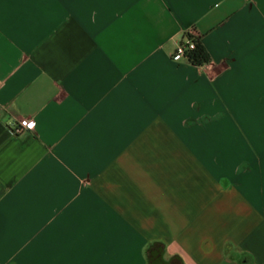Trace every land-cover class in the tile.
Wrapping results in <instances>:
<instances>
[{
    "label": "crops",
    "instance_id": "obj_1",
    "mask_svg": "<svg viewBox=\"0 0 264 264\" xmlns=\"http://www.w3.org/2000/svg\"><path fill=\"white\" fill-rule=\"evenodd\" d=\"M0 264H264V0H0Z\"/></svg>",
    "mask_w": 264,
    "mask_h": 264
},
{
    "label": "built area",
    "instance_id": "obj_2",
    "mask_svg": "<svg viewBox=\"0 0 264 264\" xmlns=\"http://www.w3.org/2000/svg\"><path fill=\"white\" fill-rule=\"evenodd\" d=\"M197 41H198L197 37L193 35L180 40L176 44L175 50L173 52V57H183L192 61L191 54L197 45ZM29 124H31L32 127H29ZM34 127H35L34 120L22 118L18 121L17 124L12 126V132L14 134H20L24 129L33 130Z\"/></svg>",
    "mask_w": 264,
    "mask_h": 264
},
{
    "label": "trees",
    "instance_id": "obj_3",
    "mask_svg": "<svg viewBox=\"0 0 264 264\" xmlns=\"http://www.w3.org/2000/svg\"><path fill=\"white\" fill-rule=\"evenodd\" d=\"M191 59L192 62L196 64H201L207 61V55L198 41L195 49L192 51Z\"/></svg>",
    "mask_w": 264,
    "mask_h": 264
},
{
    "label": "snow or ice",
    "instance_id": "obj_4",
    "mask_svg": "<svg viewBox=\"0 0 264 264\" xmlns=\"http://www.w3.org/2000/svg\"><path fill=\"white\" fill-rule=\"evenodd\" d=\"M29 127H32V125H31V124H29Z\"/></svg>",
    "mask_w": 264,
    "mask_h": 264
}]
</instances>
